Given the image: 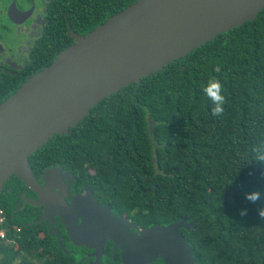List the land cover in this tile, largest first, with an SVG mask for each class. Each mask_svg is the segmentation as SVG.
<instances>
[{
  "label": "trees",
  "instance_id": "obj_1",
  "mask_svg": "<svg viewBox=\"0 0 264 264\" xmlns=\"http://www.w3.org/2000/svg\"><path fill=\"white\" fill-rule=\"evenodd\" d=\"M66 1L60 0L59 6L67 16L54 21L53 37L36 60L0 83V102L74 42L67 22L86 34L136 0H91L86 10L81 1ZM211 78L223 85L221 116L212 115V103L202 91ZM262 142L264 8L252 20L92 105L68 132L42 144L29 165L43 155L47 165L58 158L83 178L92 167L89 176L104 186L114 207L134 208L119 214L143 228L196 219L190 230L180 229L196 264H264V220L257 214L264 207V164L253 158L264 154ZM253 145L259 151L253 152ZM12 178L17 180L12 174L4 185ZM255 192L261 193L256 203L245 199V193ZM6 198L0 191V206L11 224L7 236L16 243L0 241V264H73L57 244L36 240L29 227L12 221ZM242 208L248 209L247 215H240ZM106 264L118 263L108 258ZM152 264L163 262L159 258Z\"/></svg>",
  "mask_w": 264,
  "mask_h": 264
},
{
  "label": "water",
  "instance_id": "obj_2",
  "mask_svg": "<svg viewBox=\"0 0 264 264\" xmlns=\"http://www.w3.org/2000/svg\"><path fill=\"white\" fill-rule=\"evenodd\" d=\"M262 8L264 0H136L86 34L70 31L74 42L0 102V191L14 174L50 205V189L37 182L29 165L33 152L52 135L68 132L103 97L252 20ZM79 212L80 224L64 218L67 231L98 256L111 240L120 248L121 264H152L159 258L163 264H196L180 231L190 230L196 219L132 231L136 225L109 208ZM96 262L103 264L98 257Z\"/></svg>",
  "mask_w": 264,
  "mask_h": 264
},
{
  "label": "flooded vegetation",
  "instance_id": "obj_3",
  "mask_svg": "<svg viewBox=\"0 0 264 264\" xmlns=\"http://www.w3.org/2000/svg\"><path fill=\"white\" fill-rule=\"evenodd\" d=\"M59 1L0 0V83L7 77H15L18 71L30 66L38 57L40 48L44 49L47 38L53 37L52 34L55 32L54 21L61 15L66 17L68 14V12L64 13L66 8L59 6ZM74 1L67 0L66 3L69 4V2ZM78 1H81L82 6L87 5L83 7V10L89 9L88 7H91L93 2L91 0ZM70 31L74 30L67 22L66 32L69 36ZM9 32L11 33L10 37L6 38L5 35V40L1 38L3 34L8 35ZM18 36H20V40L12 44L13 39L11 38ZM117 92L118 90L105 97L114 96V93ZM116 95L117 98L121 96V94ZM153 123L149 118L148 129L150 133H152ZM39 159V161L33 160L30 165L31 170L37 182L50 189L49 192L53 199H50L51 203L48 201L50 205L47 206L37 191L25 185L15 175L17 180L15 178L10 179L1 190L7 195L6 199L11 220L21 221L23 227H29L31 235L36 240L49 239L53 244H57L60 250L73 258V264H96L97 257L103 264H106L108 258L121 264L116 257L120 253V248L116 247L114 249L111 240L106 241L98 256L94 247H88L85 244H78L73 241L67 231L64 218H75V223L80 224L82 219L79 211L94 210L96 205L103 210L109 208L116 215L126 217L136 225L134 228L131 227L132 231H136L137 228L143 227L127 216L119 214L120 210L132 211L134 208L114 207L104 186L98 184L89 176L94 172L92 167H87L89 175L83 178L78 176L66 161L56 158L55 162L47 165L44 155ZM140 189L142 190V187ZM83 201L90 202V205L77 204ZM51 257L52 253L48 255L47 261H51Z\"/></svg>",
  "mask_w": 264,
  "mask_h": 264
},
{
  "label": "clouds",
  "instance_id": "obj_4",
  "mask_svg": "<svg viewBox=\"0 0 264 264\" xmlns=\"http://www.w3.org/2000/svg\"><path fill=\"white\" fill-rule=\"evenodd\" d=\"M202 91L204 95L208 98V100L212 103L211 113L214 116H221L224 113V106L226 104V97L224 95L223 85L218 79L211 78L209 79L208 83L203 86ZM264 143V142H262ZM253 152L259 151L258 147L256 145H253ZM254 159H257V161L261 164H264V154L259 155L258 157H253ZM253 173L250 172L249 175H252ZM261 179H264V171L261 172ZM245 199L249 201L250 203H256L258 200L261 199V193L255 192V193H245ZM248 209L242 208L240 210V215L245 216L247 215ZM258 217L261 220H264V207L258 209Z\"/></svg>",
  "mask_w": 264,
  "mask_h": 264
},
{
  "label": "built area",
  "instance_id": "obj_5",
  "mask_svg": "<svg viewBox=\"0 0 264 264\" xmlns=\"http://www.w3.org/2000/svg\"><path fill=\"white\" fill-rule=\"evenodd\" d=\"M11 224L7 221L5 210L0 206V241L7 240L10 243H16L15 238H9L7 232L10 229ZM19 227H16V231H19Z\"/></svg>",
  "mask_w": 264,
  "mask_h": 264
},
{
  "label": "rangeland",
  "instance_id": "obj_6",
  "mask_svg": "<svg viewBox=\"0 0 264 264\" xmlns=\"http://www.w3.org/2000/svg\"><path fill=\"white\" fill-rule=\"evenodd\" d=\"M2 20H4V19H2ZM11 33L13 34V30L12 29H11ZM11 33L9 32L8 35L7 34H3V36L1 38L5 40V37L4 36L6 35V38H8V37L11 36ZM11 39H13V43L12 44H15V43H17V41L20 40V36L15 37V38H11Z\"/></svg>",
  "mask_w": 264,
  "mask_h": 264
}]
</instances>
